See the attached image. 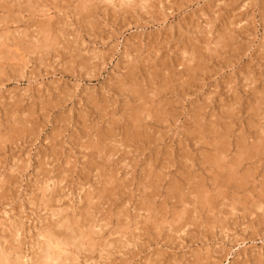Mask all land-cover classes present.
Returning <instances> with one entry per match:
<instances>
[{
    "label": "rangeland",
    "instance_id": "374dc122",
    "mask_svg": "<svg viewBox=\"0 0 264 264\" xmlns=\"http://www.w3.org/2000/svg\"><path fill=\"white\" fill-rule=\"evenodd\" d=\"M79 1L0 2V247L58 211L66 264H264V0Z\"/></svg>",
    "mask_w": 264,
    "mask_h": 264
},
{
    "label": "bare ground",
    "instance_id": "6f19581e",
    "mask_svg": "<svg viewBox=\"0 0 264 264\" xmlns=\"http://www.w3.org/2000/svg\"><path fill=\"white\" fill-rule=\"evenodd\" d=\"M4 1H8V0H0V2H4ZM62 1H64V0H62ZM104 1H108V2H110V3H113L114 1L113 0H80L79 1V6H78V8L76 9V11H77V13H78V17L80 18L82 15L83 16H85V15H89L91 12H96L97 10H98V12H99V5L101 4L102 5V3L104 2ZM118 1V0H117ZM120 1V0H119ZM118 1V2H119ZM129 2V3H127V2ZM141 2H147V3H149V2H151L150 0H140ZM153 1V0H152ZM230 1V0H229ZM66 2H67V0H66ZM70 2V1H69ZM117 2V3H118ZM135 2V1H134ZM141 2H140V4H141ZM238 2V1H237ZM123 3H125L126 5H132V4H130L131 2H130V0H123ZM230 3V2H229ZM228 3V4H229ZM233 3V2H232ZM113 4H115V3H113ZM122 4V3H121ZM235 4V3H234ZM119 5V4H118ZM128 5V6H129ZM145 5V4H144ZM152 5H153V2H152ZM110 6V5H109ZM146 6V5H145ZM106 7V6H105ZM119 7V6H118ZM131 7V6H130ZM104 8V7H103ZM128 8V7H127ZM134 8H135V6H134ZM133 7H132V9H134ZM146 8V7H145ZM131 9V8H130ZM144 9V8H143ZM15 10V9H14ZM23 10V9H22ZM102 9H100V11H101ZM107 10V9H106ZM122 10V9H121ZM146 10H147V8H146ZM13 11V10H12ZM19 11V10H18ZM57 11V10H56ZM127 11V10H126ZM129 11V10H128ZM60 12V11H59ZM109 12H111L110 10H109ZM147 12V11H146ZM19 13V12H18ZM105 13V12H104ZM116 13V12H115ZM112 14V13H111ZM117 14V13H116ZM124 14V13H123ZM128 14V13H127ZM92 15V14H91ZM94 15V14H93ZM101 15H103V13L101 14ZM106 15H109V13H106ZM12 16V15H11ZM16 16V15H15ZM20 16V15H19ZM18 17V16H17ZM76 18V19H79V18ZM88 17H90V16H88ZM87 17V18H88ZM94 17V16H93ZM85 18V17H84ZM118 18V17H117ZM116 18V19H117ZM2 19V18H1ZM5 19V18H4ZM49 19V18H48ZM86 21V20H85ZM92 21H94V20H92ZM1 22V21H0ZM20 22V21H19ZM77 22V21H76ZM5 24V23H4ZM119 24V23H118ZM47 25V24H46ZM49 25V24H48ZM47 25V26H48ZM85 25H86V22H85ZM5 26V25H4ZM93 26V25H92ZM44 27V26H43ZM46 27V26H45ZM118 27V26H117ZM4 28V27H3ZM5 28H7V26H5ZM47 28V30H50V27L48 28V27H46ZM95 29V28H94ZM44 30L45 29H43L42 31L44 32ZM91 31V30H90ZM28 32V31H27ZM95 32V31H94ZM208 32V31H207ZM3 33V32H2ZM40 33V32H39ZM50 34V32H44V34L46 35V36H48L49 38H50V36L49 35H47V34ZM43 34V35H44ZM91 34V33H90ZM40 35V34H39ZM25 37V36H24ZM30 37V36H29ZM47 37V38H48ZM10 38H11V36H10ZM33 38V37H32ZM44 38V37H43ZM101 38V37H100ZM224 38V37H223ZM35 39V38H34ZM4 40H5V38H4ZM25 40V39H24ZM36 40V39H35ZM43 40V39H42ZM48 40V39H47ZM46 40V41H47ZM45 41V40H44ZM55 42V41H54ZM215 42V41H214ZM99 43V42H98ZM206 43V42H205ZM208 43V42H207ZM217 43V42H216ZM71 44V43H70ZM95 44V43H94ZM18 45V47H20L19 45L20 44H17ZM16 45V46H17ZM29 45V44H28ZM67 46V45H66ZM23 47V46H22ZM32 47H36V46H32ZM31 47V48H32ZM16 48V47H15ZM43 48V46H40V49H42ZM50 49V48H49ZM43 50V49H42ZM37 51V50H36ZM44 51V50H43ZM194 51V50H193ZM192 51V52H193ZM11 52V51H10ZM46 52V51H45ZM54 52V51H53ZM7 53H9V52H6V54ZM193 54H194V52H193ZM7 57V56H6ZM48 57V56H47ZM8 58V57H7ZM192 58V57H191ZM13 59V58H12ZM132 62V61H131ZM24 63V62H23ZM84 64H86V63H84ZM3 65V64H2ZM87 65V64H86ZM194 70V69H193ZM13 71V70H12ZM17 73V72H16ZM13 74V73H12ZM129 75V74H128ZM130 80V79H129ZM19 81V80H18ZM55 102H56V100H55ZM155 111V110H154ZM156 114V113H155ZM146 117V116H145ZM13 120H14V118H13ZM20 121V120H19ZM14 122V121H13ZM139 122V121H138ZM15 123V122H14ZM19 124V123H18ZM133 124V123H132ZM139 124V123H138ZM21 127H22V125H21ZM223 128V127H222ZM213 133V132H212ZM12 136V135H11ZM10 138V137H9ZM12 142V141H11ZM51 149V148H50ZM243 160V159H242ZM241 160V161H242ZM216 163V162H215ZM214 164V163H213ZM212 164V165H213ZM12 170V169H11ZM16 170H18V169H16ZM111 171V170H110ZM14 172V171H13ZM12 172V173H13ZM9 176H12V175H9ZM223 176H224V174H223ZM229 177V176H228ZM13 178V177H12ZM15 176H14V180H15ZM5 181L3 182V181H1V183L2 184H0V190L4 187V186H10L11 184H12V180L10 179V177H7L6 179H4ZM16 182V181H15ZM219 183H220V181H219ZM224 183H226V182H224ZM44 184V183H43ZM220 184H222V183H220ZM230 186V185H229ZM238 186V185H237ZM241 186H242V184H241ZM263 186V185H262ZM222 187H223V185H222ZM225 187H228L227 186V184H226V186ZM235 188V187H234ZM243 188H244V186H243ZM222 189V188H221ZM12 190V189H11ZM44 190V189H43ZM143 190V189H142ZM39 192V191H38ZM100 192V191H99ZM45 193V192H44ZM217 193V192H216ZM220 193V192H219ZM226 194V193H225ZM249 194V193H248ZM3 195V194H2ZM45 196H46V194H44ZM43 195V196H44ZM47 195H49V194H47ZM1 196V195H0ZM215 196V195H214ZM145 197V196H144ZM245 197V196H244ZM46 197H44V199H45ZM257 198V197H256ZM50 199H51V197H49V198H47V200H46V202L49 200L50 201ZM40 200H41V198H40ZM142 202V201H141ZM40 203V202H39ZM49 203V202H48ZM210 203V202H209ZM36 204V203H35ZM207 204H208V201H207ZM223 205V204H222ZM221 205V206H222ZM142 206V205H141ZM146 206V205H145ZM144 206V207H145ZM200 206V205H199ZM212 206V205H211ZM244 207V206H243ZM141 208V207H140ZM236 208V207H235ZM234 208V209H235ZM264 208V207H263ZM65 209V208H64ZM143 209V208H142ZM155 209V208H154ZM251 209H253V208H251ZM256 209V208H255ZM258 209V208H257ZM45 210V209H44ZM209 210H211V209H209ZM259 210V209H258ZM60 211V210H59ZM213 211V210H212ZM39 212V211H38ZM48 212V211H47ZM58 215L59 216V218L57 219V221H56V224H60L59 225V227H61L62 228V230L61 229H53V227H49V225L48 226H45L44 228H40L41 229V232L40 233H38L37 234V236H40V238H43L44 239V241L41 243V245H39L38 244V254H36V255H34V253H33V257H31V264H66L67 263V261L68 260H71V258H73V257H68L69 256V254H72L73 253V250L74 249H78V251H79V247H80V249H81V247H83L85 244V242H83V241H79V243H75V241H76V239H78V237H79V235L81 234V236H83V238H86V240L87 239H89L90 240V238L91 237H89V234H91L92 233V231H91V233L89 232V231H82L81 229H78V224L74 227V225H75V223H74V225L72 224V222H71V220L68 218V217H66V215H61L60 216V213L58 212V211H53V213H52V215ZM67 214H68V212H67ZM91 215V214H90ZM183 215V214H182ZM53 217V216H52ZM79 217V216H78ZM178 218V217H177ZM6 219V218H5ZM17 220V219H16ZM84 220V219H83ZM173 220V219H172ZM40 221V220H39ZM84 222V221H83ZM86 222V221H85ZM148 222V221H147ZM161 222V221H160ZM174 223V222H173ZM1 224V223H0ZM92 224V223H91ZM189 224V223H188ZM11 225V224H10ZM20 225V224H19ZM83 225V224H82ZM137 225V224H136ZM169 225H170V223H169ZM51 226H53V225H51ZM43 227V226H42ZM83 227H85V225L83 226ZM179 227V226H178ZM20 227H16L15 226V228H14V230H15V233L18 235V233H17V230L19 229ZM81 228V227H80ZM95 228V227H94ZM175 229H177V228H175ZM174 230V229H173ZM180 230V229H179ZM79 231H80V234H79ZM178 231V230H177ZM181 231V230H180ZM116 233V232H115ZM13 235H14V233H12ZM96 235V234H95ZM1 236H2V234H1ZM81 236H80V238H81ZM123 236H124V234H123ZM15 237H16V235H15ZM9 238H11V237H9ZM123 238V237H122ZM1 240H4V242H7L8 241V239H5V236L3 237V238H0ZM126 239V238H125ZM12 240H14V239H12ZM80 240V239H79ZM82 240V239H81ZM104 240V239H103ZM127 241V240H126ZM125 241V242H126ZM134 241V240H133ZM1 243V242H0ZM36 244V243H35ZM104 244V243H103ZM127 245V244H126ZM0 246H1V244H0ZM70 246H71V248H73V249H70L69 250V248H70ZM88 246V245H87ZM90 246V245H89ZM88 246V247H89ZM128 246V245H127ZM91 247L93 248V243H92V245H91ZM103 247V246H102ZM92 248H87V247H83V249H84V251L85 252H88L89 251V253L92 251ZM18 249L19 248H17L16 249V247L14 248L13 247V245L12 244H9V243H7V245L5 246V247H0V264H21V262H18L19 261V258L17 257V256H15V258H12L13 257V255L14 254H16L17 253V251H18ZM69 251V252H68ZM85 252H83V253H85ZM65 253H67V254H65ZM93 253V252H92ZM18 256H19V254H18ZM71 256V255H70ZM74 256V255H73ZM84 256V255H83ZM75 258V257H74ZM23 260V259H22ZM86 260V259H85ZM84 261V260H83ZM25 262V261H24ZM90 262V261H89ZM30 263V262H29ZM71 264H73L72 262H70Z\"/></svg>",
    "mask_w": 264,
    "mask_h": 264
}]
</instances>
